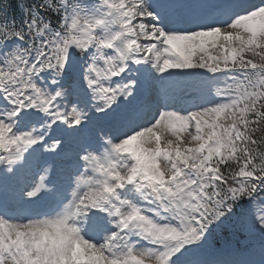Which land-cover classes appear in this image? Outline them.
<instances>
[{
  "label": "snow or ice",
  "instance_id": "6c2138e0",
  "mask_svg": "<svg viewBox=\"0 0 264 264\" xmlns=\"http://www.w3.org/2000/svg\"><path fill=\"white\" fill-rule=\"evenodd\" d=\"M257 133L264 0H0V164L73 161L46 211L0 204V264H208L218 231L264 237Z\"/></svg>",
  "mask_w": 264,
  "mask_h": 264
},
{
  "label": "rangeland",
  "instance_id": "374dc122",
  "mask_svg": "<svg viewBox=\"0 0 264 264\" xmlns=\"http://www.w3.org/2000/svg\"><path fill=\"white\" fill-rule=\"evenodd\" d=\"M223 1H226V0H197V2L201 5L220 4V3H223ZM99 2H100L99 0H96L95 3H90V5H87L86 7L94 6V5L98 4ZM170 71H174V70H170ZM153 95L154 94L152 93V97L156 99L157 97H154ZM42 158H43V160H42ZM64 158L70 159L69 156H65V157H63L61 162H63V160H65ZM46 159L50 160V158L48 156H43V157L41 156V157L37 158L36 160H37L38 164L41 165L43 163V161ZM22 163H23V160L19 161L16 165L13 166L17 169L15 175L17 174L18 170L21 168ZM42 166H45V164ZM35 168H36V170L33 169L32 171L27 172L26 175L24 176L25 186L31 185L33 183V181H38L40 179L39 175H38L39 165L37 167L36 163H35ZM42 170H43V167H42ZM40 171H41V169H40ZM62 172H63V170H62ZM15 175H13L12 173H7L6 169H5V171L0 169V202H1V199H4L5 201H7L8 204H14L13 208L18 209V207L20 206L21 211H23L25 208H27L26 204H22V202L19 199V195L13 194L15 199L11 200L9 188L5 182L3 183V179L9 183L10 179ZM43 196L45 198H41L36 203L39 205L42 204L43 209H47V208H49V205L52 201H51V199H49L47 197V195H43ZM45 205H47V207H45ZM33 207H34V205H33ZM237 233H241L242 236L241 237L238 236ZM227 235H228V238H230V240H237L242 246H249L250 247L249 249L254 253L253 256L256 257V261L259 262L260 264H264V237H262L258 231L249 232L245 229L227 230ZM212 248H213L212 243L209 241V245L206 248L201 249L199 252H208V251H211ZM198 259L201 260L202 257H198ZM225 259H227V258L224 256H221V258H219L218 256H215L212 254V256L209 258L208 264H221L220 262L225 260Z\"/></svg>",
  "mask_w": 264,
  "mask_h": 264
},
{
  "label": "bare ground",
  "instance_id": "6f19581e",
  "mask_svg": "<svg viewBox=\"0 0 264 264\" xmlns=\"http://www.w3.org/2000/svg\"><path fill=\"white\" fill-rule=\"evenodd\" d=\"M168 2H171V3H180V4H186V5L193 6V2L194 1L193 0H168ZM223 3H229V2L228 1H224ZM190 10H195V9L193 8V9H190ZM57 159H59V157H57ZM35 161H37V160L36 159H32V160H29V161H23L22 164H23V167H25L26 172H30L33 169L36 170V168H35ZM18 176L19 175H17V177ZM46 187H45V190H46ZM8 188H9V191H10V199L11 200H14L15 198L13 196L14 192L12 190V186H10V184H9L8 185ZM44 193L46 195V192L45 191H44ZM41 198H45V197L42 196ZM4 202H5V200L4 199H1L0 204H3ZM8 205L10 207L13 204H8ZM33 205H34L35 208L33 207ZM33 205L32 204L31 205H26V207H27V209H30L34 213L35 212H39L40 209H43V205L42 204L39 205L37 203L36 204L34 203ZM51 205H52V202L50 203V207H51ZM45 207H47V205H45ZM222 255H224V256L227 257L229 254L228 253H222ZM244 262L245 261H243L242 259L238 258L237 256H235V257L230 256L228 259H225V260L221 261L220 263L221 264H245Z\"/></svg>",
  "mask_w": 264,
  "mask_h": 264
},
{
  "label": "trees",
  "instance_id": "16d2710c",
  "mask_svg": "<svg viewBox=\"0 0 264 264\" xmlns=\"http://www.w3.org/2000/svg\"><path fill=\"white\" fill-rule=\"evenodd\" d=\"M53 21H55V17H53ZM256 135H257V138L259 139L261 135H264V133H257ZM226 233H227V230L221 231V233L219 232L215 238V243L219 242L221 239L228 238Z\"/></svg>",
  "mask_w": 264,
  "mask_h": 264
}]
</instances>
